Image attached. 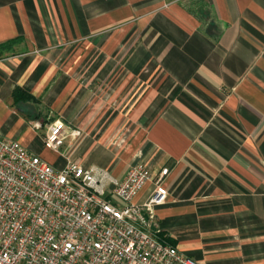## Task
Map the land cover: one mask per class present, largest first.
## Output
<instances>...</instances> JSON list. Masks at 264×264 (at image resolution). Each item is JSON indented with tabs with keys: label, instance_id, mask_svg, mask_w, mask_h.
I'll list each match as a JSON object with an SVG mask.
<instances>
[{
	"label": "crops",
	"instance_id": "1",
	"mask_svg": "<svg viewBox=\"0 0 264 264\" xmlns=\"http://www.w3.org/2000/svg\"><path fill=\"white\" fill-rule=\"evenodd\" d=\"M10 43L1 139L118 180L146 163L138 203L169 169L151 234L199 264H264V0H0Z\"/></svg>",
	"mask_w": 264,
	"mask_h": 264
},
{
	"label": "built area",
	"instance_id": "2",
	"mask_svg": "<svg viewBox=\"0 0 264 264\" xmlns=\"http://www.w3.org/2000/svg\"><path fill=\"white\" fill-rule=\"evenodd\" d=\"M65 138L56 121L44 146L58 152ZM168 173L163 169L149 199L138 203L152 180L146 163L132 165L123 180L72 162L58 170L0 138V264H199L150 232L168 198Z\"/></svg>",
	"mask_w": 264,
	"mask_h": 264
},
{
	"label": "trees",
	"instance_id": "3",
	"mask_svg": "<svg viewBox=\"0 0 264 264\" xmlns=\"http://www.w3.org/2000/svg\"><path fill=\"white\" fill-rule=\"evenodd\" d=\"M12 43H10L9 45H1L0 46V56L2 55L3 51L10 46ZM16 92H19L18 90Z\"/></svg>",
	"mask_w": 264,
	"mask_h": 264
}]
</instances>
